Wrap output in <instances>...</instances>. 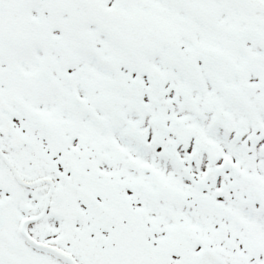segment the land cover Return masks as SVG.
I'll return each instance as SVG.
<instances>
[{"label": "snow or ice", "instance_id": "snow-or-ice-1", "mask_svg": "<svg viewBox=\"0 0 264 264\" xmlns=\"http://www.w3.org/2000/svg\"><path fill=\"white\" fill-rule=\"evenodd\" d=\"M0 264H264V0H0Z\"/></svg>", "mask_w": 264, "mask_h": 264}]
</instances>
